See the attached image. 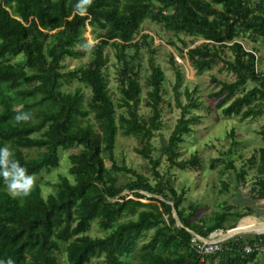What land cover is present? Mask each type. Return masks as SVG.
<instances>
[{"label":"trees","instance_id":"trees-1","mask_svg":"<svg viewBox=\"0 0 264 264\" xmlns=\"http://www.w3.org/2000/svg\"><path fill=\"white\" fill-rule=\"evenodd\" d=\"M78 2L0 0V149L8 150L7 156L0 153V264L9 260L88 264L93 259L97 264H264L259 255L240 252L243 242L253 240L240 234L204 259L196 252L194 233L207 237L223 228L227 217L238 220L247 212L225 208L213 222L191 220L195 206L186 213L181 206L184 190L177 192L159 172L160 160L153 157L151 140L163 126L166 76L152 57L154 36L143 32L146 20L169 32L174 38L168 43L187 58L195 73L221 63L220 70L234 75L231 81L212 76L218 89L209 96L224 116L241 120L260 116L264 68L256 67L257 47L246 48L240 38L247 33L264 44V0H82V13L75 8ZM87 26L95 39L91 45L84 36ZM197 39L201 42L194 44ZM88 46L90 60L65 70L64 61L83 56L82 48ZM106 47L114 49L119 65L117 98L110 93L105 74ZM143 48L149 57L148 73L141 82ZM170 63H176L171 54ZM175 67V99L181 115L161 150L168 171L194 167L200 160L196 154L179 159L184 136L199 117L186 116L198 106L187 87L188 102L181 105L178 100L183 76ZM72 81L89 88L90 96L86 99L79 87L65 89ZM247 83L253 85L248 90ZM142 97L147 116L139 113ZM118 108L125 111L118 113ZM21 114L29 118L17 121ZM118 131L138 139L140 147L135 151L149 162L153 182L116 164ZM259 133L264 138V128ZM76 147L67 155V172H58L53 181L46 178L56 170L62 154ZM106 158L112 161V171L127 177L123 184H118V177L108 178ZM227 165L232 168V160ZM257 170L254 190L257 185L259 197H264V147L258 149ZM28 177V193L17 189L18 194L11 195L9 183L24 185ZM228 188L223 181L218 190ZM92 225L100 235L90 234ZM150 231V238L137 246Z\"/></svg>","mask_w":264,"mask_h":264},{"label":"rangeland","instance_id":"rangeland-1","mask_svg":"<svg viewBox=\"0 0 264 264\" xmlns=\"http://www.w3.org/2000/svg\"><path fill=\"white\" fill-rule=\"evenodd\" d=\"M143 32H147L154 36L153 45L155 46V52L152 57L154 62L160 66L163 70L166 79L164 81V97L165 102L162 105L161 119L163 122L162 128L157 131L151 140L152 146L155 148L153 157L159 158L160 163L158 170L161 174H164L166 178L170 179L173 188L180 192L184 190V199L181 206L185 208V212L191 211L190 205L195 206L196 214L191 220L201 222V220H207L209 223L214 221V215L230 208L228 205L232 202H241L242 194L253 193L255 187L252 184H242L236 178V175L241 170H247L251 168L253 173L256 171V161L258 160V149L264 147V138L259 133L264 128V114L256 117H250L241 120L239 116H224L220 109L215 108L216 100L209 96V93L218 89L215 82L212 81V76L217 80L231 81L234 79V75L230 72H226L224 69H219L221 63L213 65L211 68L204 69L199 73H195V70L190 65L185 56H180L176 49L168 43L169 39L174 37L167 31H164L158 24L146 20L143 23ZM84 36L87 39L89 45L95 43L91 27L87 26ZM188 40V37H185ZM241 41L246 48L257 47V56L259 58L258 67L264 68V44L261 38L255 41L251 40L247 33L241 35ZM177 44H180L176 41ZM201 42V39H197L194 44ZM194 44H191L192 47ZM84 55L77 58H67L64 61L65 70L73 69L76 66L86 64L90 56V48L84 47ZM104 56L107 58V66L105 74L108 78V86L110 93L114 98L119 95L117 91V75L116 70L118 68V61L115 57L114 49L106 47ZM170 54L174 56L176 61L175 68L180 70L183 79L177 88L179 94L178 100L181 105L188 102V98L185 93V87L189 89V92L193 94V98L198 102L197 107H191L186 114L189 116H198V121L191 123L192 130L184 136V141L180 145L181 155L179 159H188L192 155L196 154L200 160L199 163L185 170H179L172 168L168 171V163L165 160V156L162 154V148L166 144V140L176 123L177 119L181 115V107L177 105L175 99V69L170 63ZM227 56H230V52L226 51ZM148 57L149 52L145 48L142 49L141 56V71L140 81L143 82L144 75L148 73ZM252 83H247L246 89L252 87ZM80 88L85 93V98L90 96L89 88L84 87L82 84L72 81L65 85V89L73 90ZM145 88L142 90L144 95ZM194 101V100H193ZM124 108H118L117 112H124ZM139 113L143 116L149 114L148 107L144 104V97L141 98L139 104ZM92 120V115H90ZM232 131L234 135L231 136ZM231 132V133H230ZM140 147L138 139L134 136H124L117 132L116 143L114 146L113 158L116 164H124L125 166L137 171L138 173L148 176L151 182L150 164L147 160L143 159L135 148ZM79 147L66 150L59 162L56 170H52L46 178L52 181L57 179V173L65 174L69 165L67 161V155L72 151H77ZM215 159L217 162H215ZM232 160L233 167L230 168L228 160ZM214 160V161H213ZM212 162H215L214 166ZM105 164L108 169V178L112 179L118 177V184H123L127 177L121 171H112V161L105 159ZM112 168V169H111ZM110 170L113 172H110ZM115 172V173H114ZM117 173V175H116ZM46 176V175H45ZM226 181L229 183L227 190H218L221 188V182ZM248 186V187H247ZM47 188V187H45ZM248 192V193H247ZM127 193V190L122 194ZM145 193V192H143ZM132 195L129 194V197ZM144 201H147L144 199ZM231 210V209H230ZM234 210V208H233ZM232 212V211H231ZM175 215V212H173ZM176 217V215H175ZM232 216L225 219L223 230L236 224L239 220H233ZM177 223L179 221L177 219ZM255 225H250L252 229ZM256 229V228H254ZM257 230V229H256ZM90 234L93 236L100 235V229L92 225ZM151 236V231L148 232L145 239H141L137 246L143 242H146ZM259 259H264L260 256ZM88 264H97L93 259Z\"/></svg>","mask_w":264,"mask_h":264},{"label":"built area","instance_id":"built-area-1","mask_svg":"<svg viewBox=\"0 0 264 264\" xmlns=\"http://www.w3.org/2000/svg\"><path fill=\"white\" fill-rule=\"evenodd\" d=\"M254 54L257 61L256 67H258L259 58L257 53L254 52ZM250 225L254 224H237L235 227L227 230H223L222 228L214 229L207 237L194 233L192 238L194 248L200 256V259H204L206 255L220 252L224 247L223 243L229 238L246 231L255 230V238L252 241L248 240L243 242L240 246V252L244 255L256 254L264 256V230L249 229L251 228Z\"/></svg>","mask_w":264,"mask_h":264},{"label":"crops","instance_id":"crops-1","mask_svg":"<svg viewBox=\"0 0 264 264\" xmlns=\"http://www.w3.org/2000/svg\"><path fill=\"white\" fill-rule=\"evenodd\" d=\"M258 160L256 161L255 172L251 168L247 170L240 171L236 178L241 181L242 184H252L257 182L258 180V170H257ZM264 177V174L262 175ZM254 186V184H253ZM248 187V186H247ZM257 185L256 191L254 190L253 193L243 194L245 192H241L242 201L241 202H231L228 206L230 207L231 211H239V212H247L246 215L239 218V222L237 224H245L250 223L254 224L255 226H264V197H259L257 193ZM234 208V210H233ZM264 230V228H262ZM257 229V230H262ZM240 236L244 239L247 238H254L256 236L255 230L246 231L240 233ZM245 241V240H244Z\"/></svg>","mask_w":264,"mask_h":264},{"label":"clouds","instance_id":"clouds-1","mask_svg":"<svg viewBox=\"0 0 264 264\" xmlns=\"http://www.w3.org/2000/svg\"><path fill=\"white\" fill-rule=\"evenodd\" d=\"M88 2H90V0H88ZM75 8H76V10H78L81 13L84 11V9L82 7V0H81V2H78L76 4ZM28 118H29L28 114H21V115L16 116L17 121L27 120ZM0 153H3L5 156H7V154H8L7 148L0 149ZM4 174L7 175V173H4ZM30 185H31V178L28 177L26 180V184H24V185H15V184L9 183L8 190H9L11 195L15 196L18 194L17 189H22L23 194L26 195L28 193V188L30 187ZM8 264H12L11 260L8 261Z\"/></svg>","mask_w":264,"mask_h":264},{"label":"bare ground","instance_id":"bare-ground-1","mask_svg":"<svg viewBox=\"0 0 264 264\" xmlns=\"http://www.w3.org/2000/svg\"><path fill=\"white\" fill-rule=\"evenodd\" d=\"M254 228H256V229H262V228H264V226H253ZM254 228H252V229H254Z\"/></svg>","mask_w":264,"mask_h":264},{"label":"water","instance_id":"water-1","mask_svg":"<svg viewBox=\"0 0 264 264\" xmlns=\"http://www.w3.org/2000/svg\"><path fill=\"white\" fill-rule=\"evenodd\" d=\"M233 232V231H232Z\"/></svg>","mask_w":264,"mask_h":264}]
</instances>
